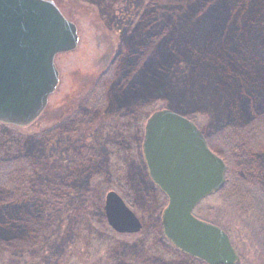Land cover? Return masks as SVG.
Listing matches in <instances>:
<instances>
[{
    "label": "rangeland",
    "instance_id": "374dc122",
    "mask_svg": "<svg viewBox=\"0 0 264 264\" xmlns=\"http://www.w3.org/2000/svg\"><path fill=\"white\" fill-rule=\"evenodd\" d=\"M51 1L66 19L75 24L78 45L74 51L55 57L54 64L59 81L42 115L31 126L16 131L8 125L0 124V151L9 146L14 139L19 150L48 161L51 167L48 173L54 177L69 161L70 156L66 150L76 142L78 134L61 136L53 134L49 129L54 124L67 120L73 111L77 110L100 72L109 64L119 47L126 25L125 20L131 11L127 10V4L135 3L137 0ZM215 8L205 7L209 12ZM244 8L245 11H237L232 14L233 16L230 15L228 22L217 17L213 21L216 24V34L213 32L212 36V39H222V45L236 42L238 50L240 44L242 52L235 56L242 57L240 67L243 69L240 72H243V76L239 77L236 74L234 82H226L223 76L221 77L222 68H226L223 61L228 60L225 59L227 58L225 54L215 51V46L212 48L214 54L212 57L205 55L201 57L196 53H193V56L186 52L188 58L184 57L176 67V71L179 72L174 76L171 72L167 75L174 77L176 85L171 87L172 91L169 94L164 92L156 95L154 98L158 100L152 107L154 111L163 109L178 114L194 115L200 131L208 143L214 146L215 151L219 152L215 145L216 141L225 146L223 148L226 154L225 161L227 160L225 164L229 169L227 183L240 179V182L238 181L240 184L243 180L239 172L242 170L240 173L246 175L243 174L241 177H246L252 182L260 181L264 188V174L257 176V168L264 170V119H256L260 114L259 109L256 110L257 115L254 114L255 118L241 112L234 86H242L243 81L248 82L244 84L248 89L238 93V98L242 102L246 99L244 95L247 93L253 95L259 93L264 96V0H245ZM193 16V5L190 4V0H161L159 23L168 26L167 33H173L180 42L187 40L181 38L196 31V20ZM221 16H224V12ZM236 22L239 24L237 33L233 32L231 36H227L228 27ZM117 65L110 71L109 82L115 80ZM235 65L232 63V66ZM134 79L135 81L138 79L136 74ZM249 85L255 88L249 90ZM122 92L123 96L118 98L131 101L135 98L134 95L138 96L141 91L131 90L129 82ZM143 94L146 97V91ZM137 114L138 120L133 124L137 125L138 133L137 135L131 133L134 140L129 148L121 140L122 122H118V132L115 130L112 133L108 130L109 135L106 134V128L114 125L115 113L104 115L98 122L96 126L102 130L96 128L83 131L82 143L94 148L98 152L99 160L103 161L101 164L97 160L101 167L91 180V183L95 184L94 188L100 183H96L99 176H103L102 181L108 179L107 191L110 187L118 189L115 191L126 204L131 205L130 208L142 223V230L134 235H118L108 226L97 227L91 217L92 195L88 193V190L92 189L90 186L87 191L75 194L64 203L63 208H66V211L59 216L57 219L59 221L52 224L49 238L37 252L21 256L17 261L12 255L6 256V260L0 259V264H9L11 260L18 264H202L182 256L161 234L160 215L166 202L152 189L145 173L140 149L145 121L150 114L141 110ZM46 132L50 137L47 142H40L44 140L42 136ZM229 144H241L242 150H236L232 146L230 150L233 151H226ZM106 152L111 155L109 159H105ZM235 153H238L236 158L243 169H236L232 157ZM247 169H253L254 172L250 170L248 173ZM233 190L234 187L230 189L227 187L223 192L206 198L196 207L194 214L226 231L235 251L239 254L238 264H264L263 237L259 235L262 228L254 216L261 209H250L252 207L243 194H229Z\"/></svg>",
    "mask_w": 264,
    "mask_h": 264
},
{
    "label": "trees",
    "instance_id": "16d2710c",
    "mask_svg": "<svg viewBox=\"0 0 264 264\" xmlns=\"http://www.w3.org/2000/svg\"><path fill=\"white\" fill-rule=\"evenodd\" d=\"M160 4L161 0L128 2L126 8L131 11H129L130 14L125 20L123 37L120 40L118 49L109 61L106 71L98 77L89 89L85 102L80 109L81 111L77 114V123L83 125H78L79 129H91L92 127L89 126L91 123L99 121L104 115L110 113L119 112L122 122L136 124L138 111H146L147 114H151V111L152 113L155 112L152 104L157 102L158 98L154 97L164 92V94H169L172 91L171 87L176 85L173 76L179 72V70L176 71V67L184 57L185 59L188 58L186 52H190L189 55L196 53L201 57L203 55L212 57L214 55L212 48L215 46V51L218 50L220 54H225L227 57L225 59L228 60V62L223 61L226 68H222L221 77L223 76L226 82H234L236 74L239 77L243 76V72H240L243 69L240 67L242 57L235 56L242 52L240 44L238 50L236 42L230 45H222V39H212V36L213 32L216 34V24L213 21L218 17L220 20L228 22L230 15L233 13L245 11V0H190V4L193 5V17L196 20V31H193L187 37L181 38L187 39L181 42L173 33H167L168 26L160 25L158 20ZM211 6H215V10L210 9L209 12L205 9V7L210 8ZM223 12L224 16H221ZM231 25L229 26L231 28L228 27L227 36H231L233 32L237 33V28H239L238 22ZM232 63L236 64L235 67L232 66ZM116 64H118V70L115 72V80L109 82L110 71ZM169 72L173 76H167ZM135 74L138 77L136 81L134 79ZM129 82H131V90L141 91L140 94L138 96L134 95L135 98L131 101L124 98L119 99V96H123L122 91L127 88ZM245 83L243 81L242 86L232 83L236 87L235 97L241 112H244L246 116L250 115L255 118L254 114L257 115L256 110L259 109L260 114L257 115L256 119H264L260 118V116H264V96L259 93L254 95L247 93L244 95L246 98L243 99L244 102L238 98V93L248 89L244 86ZM250 86L249 90L255 88ZM145 91L146 97L143 94ZM181 115L198 127L194 115ZM121 120L118 119V122H121ZM10 128L13 131L18 129L15 127ZM47 132L42 136L44 140L40 142H47L48 137H50ZM65 133H68L66 129L56 130L58 135L63 136L62 134ZM137 133L138 127L134 125V135H137ZM14 143L16 147H14ZM208 145L212 151L220 157L222 156L224 162L227 163V160L225 161L226 154L223 152L225 146L220 141L215 142L219 152L215 151L213 145L209 143ZM240 145L229 144V149L226 148V151H233L230 150L232 146L240 151L242 150ZM2 151L8 154L5 155ZM66 152L70 156L69 161L61 168L59 174L51 177V173H48L51 169L48 161L40 160L39 157L27 155L19 150L14 139L11 140L9 146L1 149L0 259L6 260V256H14L17 261V258L21 256L37 252V249L49 238L52 224L59 221L57 220L59 216L66 211V208H63L64 203H67L75 194L87 191L90 186H92V189L91 191L88 190V193L92 195L91 217L97 227H107L102 208L104 194L109 188L108 179L102 181L103 176H99L96 183H100L95 188V184L91 183L103 161L99 160V155L96 157L93 151L82 144L73 145ZM236 156L238 157V153L232 155L236 169H243ZM250 170L254 172L253 169H247L248 173H250ZM228 172L229 169L227 168ZM240 172L239 176L243 181L239 184L240 179L238 178V181L226 182L220 193L226 190L227 187L228 189L234 187L235 190L229 193L230 195L243 194L252 207L250 209H261L254 216L262 228L259 235L261 238L263 237L264 243L263 185L260 181L252 182L246 177H241L246 173ZM257 173V176H260L264 174V170L257 168ZM227 175L226 181H228ZM157 225L159 226L158 222ZM14 262L11 260L9 264H18V262Z\"/></svg>",
    "mask_w": 264,
    "mask_h": 264
},
{
    "label": "water",
    "instance_id": "95a60500",
    "mask_svg": "<svg viewBox=\"0 0 264 264\" xmlns=\"http://www.w3.org/2000/svg\"><path fill=\"white\" fill-rule=\"evenodd\" d=\"M77 44L75 26L51 0H0V122L25 127L38 118L58 83L55 56ZM142 152L150 179L167 199L161 228L169 244L205 264H236L227 235L191 212L225 177L223 161L202 133L174 111H158L146 121ZM116 194L105 196L107 226L117 234L139 233L138 218Z\"/></svg>",
    "mask_w": 264,
    "mask_h": 264
},
{
    "label": "flooded vegetation",
    "instance_id": "af4514ba",
    "mask_svg": "<svg viewBox=\"0 0 264 264\" xmlns=\"http://www.w3.org/2000/svg\"><path fill=\"white\" fill-rule=\"evenodd\" d=\"M106 69H107V66L104 68V70L102 71V72H100V75L102 74V73H104L105 71H106ZM99 75V76H100ZM98 76V77H99ZM98 77H97V79H98ZM96 79V80H97ZM96 80H95V82H96ZM94 82V83H95ZM91 88V87H90ZM89 88V89H90ZM88 92H89V90H88ZM88 92H87V94H88ZM87 94H86V96L84 97V99H83V101L81 102V105H79L78 106V108H77V110H75V111H73V113L70 115V117L67 119V120H64L63 122H61V123H58V124H54L50 129H49V131H51L53 134L54 133H56V130H58V129H66V131H68V133H65L64 134V136H66V135H69V134H78L77 135V138H76V142H73V144L71 145V146H73V145H84L86 148H88L89 150H91V151H93L95 154L94 155H96V157L98 156L97 154H98V152L97 151H95L94 150V148H90V147H88V146H86L84 143H82V141H83V137H84V135H83V131H89V130H91V129H101L102 130V128H98V126H96L97 124H98V122L102 119H100L99 121H97V122H94V123H91L89 126H91L92 128L91 129H89V130H87V129H79L78 128V125H80V126H83L81 123H77V114H78V112H80L81 110V107H82V105H83V103L85 102V99H86V97H87ZM119 112H115V117H116V120H114V125L112 126V127H108V128H106V130H107V135H109V131L110 132H112V133H114L115 132V130H116V132H118V128H119V123H118V119H120L121 120V118H120V115L118 114ZM121 122H122V120H121ZM120 127H121V131H122V141H123V144L126 146H128V148H129V146H131L132 145V143H133V140H132V138H131V133L132 132H134V124L133 123H131V122H125L124 123V121L122 122V124H120ZM109 130V131H108ZM114 131V132H113ZM124 133H126L127 134V136L124 134ZM70 136H72V135H70ZM120 136V138H121V135H119ZM115 137H116V143L118 142V139H117V134L115 133ZM115 139V138H114ZM142 140H143V137H142ZM132 141V142H131ZM119 144V143H118ZM114 145H116V144H114ZM120 145V144H119ZM141 145H142V143H141ZM141 145H140V149H141ZM71 146L70 147H67V150H70L71 149ZM113 146V145H112ZM106 154V156H105V159H109L110 157H111V155H108L107 154V152L105 153ZM144 169H146V165H145V167H144ZM146 172H147V170H145ZM145 172V173H146ZM148 176V175H147ZM150 181V180H149ZM150 184H151V186H152V189L154 190V191H156V193L157 192H160L159 191V189L150 181ZM113 188H111L110 187V191H113V192H116L115 190H118L117 188L116 189H113ZM117 193V192H116ZM121 197V196H120ZM122 198V197H121ZM122 200L124 201V199L122 198ZM125 202V201H124ZM126 203V202H125ZM130 204L128 203V204H126V207L127 208H129L130 210H132L131 208H130ZM133 211V210H132Z\"/></svg>",
    "mask_w": 264,
    "mask_h": 264
}]
</instances>
